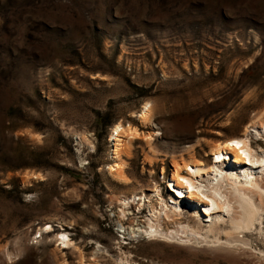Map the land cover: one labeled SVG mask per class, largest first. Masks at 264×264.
<instances>
[{
	"label": "rangeland",
	"instance_id": "obj_1",
	"mask_svg": "<svg viewBox=\"0 0 264 264\" xmlns=\"http://www.w3.org/2000/svg\"><path fill=\"white\" fill-rule=\"evenodd\" d=\"M261 114L264 0H0V264H80V251L85 264H264V213L239 252L132 234L160 207L155 186L174 207L176 160L208 168L247 127L264 149ZM119 124L139 130L123 137L128 184L109 170ZM182 201L181 221L197 223L204 206ZM235 213L215 215L220 231Z\"/></svg>",
	"mask_w": 264,
	"mask_h": 264
},
{
	"label": "bare ground",
	"instance_id": "obj_2",
	"mask_svg": "<svg viewBox=\"0 0 264 264\" xmlns=\"http://www.w3.org/2000/svg\"><path fill=\"white\" fill-rule=\"evenodd\" d=\"M264 115L255 116L253 126H258L260 130L257 135L264 138ZM153 106L147 103L139 115V120L144 126L153 123ZM138 129L133 126L124 127L119 124L115 126L112 133V141L115 142L113 156L116 161L110 167V173L114 179L121 183H126L130 179L125 175V167L122 159V153L125 152L127 139L139 134ZM242 137H236L216 144L212 149L214 157L213 165L206 168L203 163H197L195 160L175 161L171 178L169 179L168 190L171 194V201L175 203L173 208L165 201L162 195V189L155 186L153 195L158 197L160 207L149 205L148 224L139 227L137 230L132 227L133 233H140L146 236L149 241H160L166 243H177L185 245L200 252L224 250L228 252L238 251L250 245L246 234L254 229L256 224L261 222L264 213V149L260 152L255 151L249 137L250 129L247 127ZM157 134H160L157 132ZM151 136L150 138H152ZM154 139V138H153ZM245 165L251 169H262L258 176L253 172L245 170L241 173L230 166V163ZM243 171V170H242ZM200 178L202 180H200ZM260 178V179H259ZM171 189V190H170ZM147 196L141 194L134 197H125L121 203L124 208L121 210L122 216L127 218V209L133 204L145 206ZM198 201L203 209L197 210L199 218L197 223L188 221L183 223L184 217L182 211V199ZM142 204H139V203ZM234 211L235 216L231 219L229 230L218 229L217 219L221 216H215L217 213H230ZM223 216V215H222ZM201 217L211 221L210 227L204 231ZM171 222L176 227L168 229L166 222ZM206 221V220H205ZM262 223V222H261ZM51 226L46 228V232L51 231ZM221 234L226 236L222 239ZM138 235V234H137ZM69 237V236H68ZM67 235H61L62 243L69 246ZM71 239V238H70ZM71 246V245H70ZM245 250V249H244ZM99 254V253H98ZM245 254V251H244ZM99 255L93 257L94 264ZM80 264H85L84 254L80 251ZM100 258V257H99ZM128 264H134L128 260Z\"/></svg>",
	"mask_w": 264,
	"mask_h": 264
}]
</instances>
